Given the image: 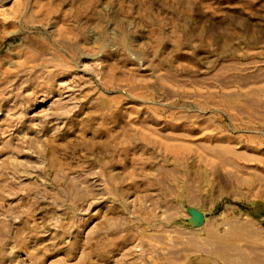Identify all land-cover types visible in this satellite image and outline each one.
<instances>
[{
  "label": "rangeland",
  "instance_id": "374dc122",
  "mask_svg": "<svg viewBox=\"0 0 264 264\" xmlns=\"http://www.w3.org/2000/svg\"><path fill=\"white\" fill-rule=\"evenodd\" d=\"M0 264H264V0H0Z\"/></svg>",
  "mask_w": 264,
  "mask_h": 264
},
{
  "label": "bare ground",
  "instance_id": "6f19581e",
  "mask_svg": "<svg viewBox=\"0 0 264 264\" xmlns=\"http://www.w3.org/2000/svg\"><path fill=\"white\" fill-rule=\"evenodd\" d=\"M48 143H49V142H48ZM51 148H52V147H51ZM54 163H55V162H54ZM50 164H51V163H50ZM18 169H19V168H18ZM22 170H23V169H22ZM24 171H25V170H24ZM16 173H17V171H16ZM72 186H73V185H72ZM198 211H199V210H198ZM200 212H201V211H200ZM201 213H202V212H201ZM202 214H203V213H202ZM189 219H190V220H189L188 224L193 225V224L195 223V220H194L191 216L189 217ZM228 226H229V225H228ZM229 228H231V229H230V230H231V233H229V236H230V237L228 236V238H227V239H229V240H231V239H233V238L235 239V237H239V238L247 237V238H248V236H249V234H250V232H249V231H245L244 228H242L243 230H242V229L237 230V231H235L234 229L232 230L233 226H229V227L227 228L228 230H226L227 232L230 231ZM209 237L214 238L212 235H210ZM231 237H233V238H231ZM211 238H208V243H209V242H214V240L212 241ZM234 239L231 240L232 242L230 241L231 244L234 242ZM209 240H211V241H209ZM235 240H236V239H235ZM237 240H238V239H237ZM206 242H207V241H206ZM230 243L227 244V246H231ZM210 244H211V243H210ZM20 245H21V244H20ZM214 248H215V247H213V252H214L215 255H217V252L220 250V248H218V245L216 246L215 250H214ZM218 249H219V250H218ZM215 255H214V256H215Z\"/></svg>",
  "mask_w": 264,
  "mask_h": 264
},
{
  "label": "water",
  "instance_id": "95a60500",
  "mask_svg": "<svg viewBox=\"0 0 264 264\" xmlns=\"http://www.w3.org/2000/svg\"><path fill=\"white\" fill-rule=\"evenodd\" d=\"M187 212H188V215H190L195 220V223L193 224V226H199L202 224L204 220V216L200 211L194 208H189ZM189 220L190 219H188L187 223L189 222Z\"/></svg>",
  "mask_w": 264,
  "mask_h": 264
}]
</instances>
